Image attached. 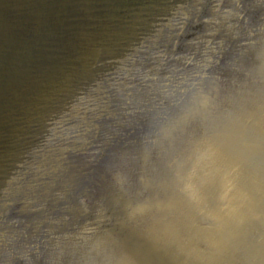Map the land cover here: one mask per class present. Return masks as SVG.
Returning a JSON list of instances; mask_svg holds the SVG:
<instances>
[{
  "label": "water",
  "instance_id": "95a60500",
  "mask_svg": "<svg viewBox=\"0 0 264 264\" xmlns=\"http://www.w3.org/2000/svg\"><path fill=\"white\" fill-rule=\"evenodd\" d=\"M0 264H264V0H0Z\"/></svg>",
  "mask_w": 264,
  "mask_h": 264
}]
</instances>
